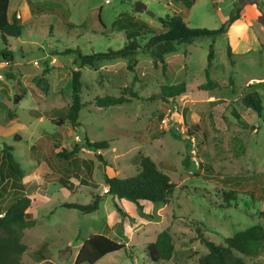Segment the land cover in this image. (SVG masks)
<instances>
[{
    "label": "rangeland",
    "instance_id": "rangeland-1",
    "mask_svg": "<svg viewBox=\"0 0 264 264\" xmlns=\"http://www.w3.org/2000/svg\"><path fill=\"white\" fill-rule=\"evenodd\" d=\"M137 2L145 3L155 17L137 13ZM181 11L171 0H12L11 12L21 15L23 30L20 38L9 39V47L0 37V169L2 151L12 147L25 173V194L33 201L30 212L36 220V226L25 230L28 251L23 264H75L93 235L127 245L96 264H155L146 248L163 231H170L177 250L171 261L159 264H196L208 254L200 232L208 241L224 244L243 231L264 227V111L258 116L242 102L256 91L264 106V0H197L185 18L188 27L217 30L237 13L240 22L215 43L203 39L181 45L166 57V72L145 54L136 57L132 70L122 60L94 70L80 68L70 53L123 48L127 36L119 21L124 13L160 31V19ZM149 40L146 36L138 42L145 46ZM212 45L214 85L203 89ZM5 49L13 55L8 65L2 57ZM75 70L83 74L85 108L80 126L75 129L68 122L63 132L56 125V112L71 104ZM182 83V96L147 100L162 95L165 86ZM21 92L24 99L16 104ZM106 96L125 97L129 103L98 108L96 99ZM108 128L140 137L116 135ZM85 135L91 142L110 144L98 152L104 163L84 147ZM187 142L192 145L190 169L182 164ZM76 145L81 149L72 160L55 157ZM140 154L150 157L176 185L169 204L106 195L105 176L138 175L135 159ZM67 169L77 174L70 180L72 191L57 182ZM2 187L7 188V199L12 198L10 184L0 182ZM230 192L236 196L228 203L225 193ZM94 194L103 196L95 213L63 207L89 205ZM39 256L46 261L39 262ZM245 261L264 264V243Z\"/></svg>",
    "mask_w": 264,
    "mask_h": 264
},
{
    "label": "trees",
    "instance_id": "trees-1",
    "mask_svg": "<svg viewBox=\"0 0 264 264\" xmlns=\"http://www.w3.org/2000/svg\"><path fill=\"white\" fill-rule=\"evenodd\" d=\"M182 7L181 14L167 16L160 19L161 30H156L146 22H141L127 13L121 15V28L126 31L127 43L118 50H109L102 53H92L85 55L80 51L75 53L76 63L80 68L90 67L98 70L103 63L116 62L119 60L127 61L132 70L133 63L137 62L136 57L139 54L149 56L155 66L162 65L164 72L167 70L166 57L179 51L181 45L192 44L203 39H212L213 43L227 34L230 26L240 19L237 13L232 17L227 25L217 30L192 29L188 27L185 18L189 16L192 6L197 0H171ZM11 0H0V37L2 42L9 47V39H17L22 36L23 26L17 15L9 16ZM99 21L104 27L100 16ZM264 23V19H263ZM150 36V40L145 46L139 44L138 39ZM230 57H233L231 48L228 49ZM2 57L5 61H12L13 55L9 50H3ZM215 60L214 45L210 47L208 56V67L206 70L207 82L202 86L203 89H209L214 85L211 78L213 62ZM233 83V81H232ZM83 74L81 70L72 72L71 82V104L66 110L57 111L58 120L56 125L59 131H66V123H70L73 128L80 126L79 117L81 111L85 108L83 103ZM162 95H154L147 100L176 98L186 92V84L182 83L176 86H165L162 88ZM24 92L16 94L15 103L20 104L24 99ZM242 102L245 107L261 116L264 111L261 95L256 91L248 92ZM129 103L125 97L106 96L96 99V106L101 109H107L115 106ZM12 117V116H11ZM13 118V117H12ZM110 133L138 139L139 133L129 132L108 128ZM192 133L188 131V136ZM174 137H181L174 134ZM17 139H19L16 136ZM35 146H32L33 149ZM84 147L94 151L100 162L104 161V156L98 154L99 151L108 150L111 146L108 142H91L85 135ZM186 157L182 164L186 169H190L192 162V145L186 143ZM80 146L76 145L72 151H63L55 154V157L61 160L70 161L80 152ZM2 165L0 169V182L10 184L13 189V197L7 199V188H0V264H23V256L27 253V245L24 244L25 230L36 226V220L30 212L33 201L25 194L24 178L25 173L19 162L13 155L12 147H5L2 151ZM135 162L139 165L138 175L130 178H117L105 176L104 182L108 187L106 195H113L120 199H128L133 203L146 201L150 203L169 204L176 190V185L171 178L162 172L158 165L148 156L138 155ZM85 164H87L85 162ZM79 167V165H78ZM78 171L79 168H77ZM77 174L71 169H67V174L57 180L65 188L73 190L74 184L70 181ZM227 202L235 199L236 193H225ZM253 198L256 196L251 194ZM103 196L94 194L93 201L89 205L65 203L63 207L75 209L83 214H92L100 209ZM264 217V211L261 212ZM201 242L206 246L208 254L200 257L196 264H248L246 257H252L256 254L259 246L264 243V227L257 226L241 232L233 238L226 239L224 244H216L208 241L203 233L200 232ZM127 245L112 240L107 235H93L82 245L76 256L75 264H96L105 256L126 249ZM176 242L170 231H163L159 234L157 240L147 246L146 251L150 260L159 264L169 262L176 254ZM39 262L46 261L44 257H38ZM53 264V263H48Z\"/></svg>",
    "mask_w": 264,
    "mask_h": 264
},
{
    "label": "water",
    "instance_id": "water-1",
    "mask_svg": "<svg viewBox=\"0 0 264 264\" xmlns=\"http://www.w3.org/2000/svg\"><path fill=\"white\" fill-rule=\"evenodd\" d=\"M135 11L137 13H140V14H147V15L151 16L152 18L155 17V14L150 12L147 8V5L143 2H137L135 4Z\"/></svg>",
    "mask_w": 264,
    "mask_h": 264
},
{
    "label": "crops",
    "instance_id": "crops-1",
    "mask_svg": "<svg viewBox=\"0 0 264 264\" xmlns=\"http://www.w3.org/2000/svg\"><path fill=\"white\" fill-rule=\"evenodd\" d=\"M11 2H12V0H11ZM13 15H15V14H14V12H11V6H10L9 16L12 17ZM239 22H240V19H239V21H237L235 24H238ZM235 24H234V25H235ZM232 29H233V28H232ZM229 30H230V29H229ZM229 30H228L227 33H229ZM226 35H227V34H226ZM23 182H24V184L26 185L25 181H23Z\"/></svg>",
    "mask_w": 264,
    "mask_h": 264
},
{
    "label": "built area",
    "instance_id": "built-area-1",
    "mask_svg": "<svg viewBox=\"0 0 264 264\" xmlns=\"http://www.w3.org/2000/svg\"><path fill=\"white\" fill-rule=\"evenodd\" d=\"M107 2H109V1H107ZM17 18H18V19H21L22 17H21V15L18 14V15H17ZM5 63H6V65L9 64V62H7V61H6ZM0 79H3V77H0ZM107 192H108V190H106V193H107Z\"/></svg>",
    "mask_w": 264,
    "mask_h": 264
}]
</instances>
